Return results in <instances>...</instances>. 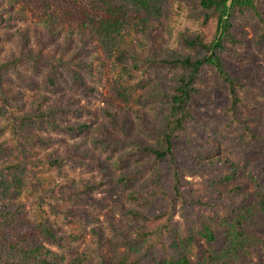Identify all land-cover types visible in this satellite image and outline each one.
<instances>
[{
	"label": "rangeland",
	"instance_id": "obj_1",
	"mask_svg": "<svg viewBox=\"0 0 264 264\" xmlns=\"http://www.w3.org/2000/svg\"><path fill=\"white\" fill-rule=\"evenodd\" d=\"M74 1L86 8L94 2L17 0L10 4L0 0V170L16 162L9 153L15 145L12 116L33 106L57 108L64 128L35 131L34 136L50 144L32 146L28 161L60 158L62 173L76 180L103 182L77 201H64L52 190L62 176L52 169H36L24 180L18 202L31 222L39 221L41 205L48 211L63 238L61 247H53L63 257L62 264L74 260L110 264L142 225L132 211L156 214L169 209L182 226H191L203 216L204 207L198 201L207 203L201 183L209 174L192 163L200 159L195 152L209 138L221 156L232 158L224 149L227 142L235 154L259 161L264 173V38L256 18L232 17L236 44L226 45L222 59L229 75L238 80L237 105L232 106L228 86L209 69L189 103L191 119L174 142L173 163L163 168L169 177L174 173L180 177L179 195L167 188L169 196L161 190L165 187L157 163L138 148L157 144L168 112L161 93L171 91L180 72L155 60L190 53L183 35L199 31L209 35L213 23L204 26L199 0H160L161 19L156 28L146 32L130 28L112 41H102L95 50L82 47L78 32L70 31L78 25L75 21L50 27L45 23L48 14L61 16L72 9ZM260 5L264 9V0ZM50 71L58 75L55 85L48 83ZM102 130L116 140L107 144ZM83 150H89L90 157H84ZM127 175L130 179L122 183L121 177ZM235 186L251 196L256 192L245 168L220 188ZM262 238L251 264H264V231ZM207 248L200 241L192 251L199 254Z\"/></svg>",
	"mask_w": 264,
	"mask_h": 264
},
{
	"label": "trees",
	"instance_id": "obj_2",
	"mask_svg": "<svg viewBox=\"0 0 264 264\" xmlns=\"http://www.w3.org/2000/svg\"><path fill=\"white\" fill-rule=\"evenodd\" d=\"M16 2L9 0L10 4ZM73 3L72 9L65 10L61 16L48 14L45 23L50 27L75 21L78 25L70 31L78 32L84 48L100 49L102 41H112L130 28L146 32L160 24V0H94L90 8L76 6L75 1ZM199 4L204 12V26L213 23L212 33L208 35L199 31L192 36L183 35V42L190 53L155 60L163 66L177 67L180 72L171 91L161 93L168 103V112L158 133L157 144L138 145L141 152L157 163L162 173L160 182L165 187L161 190L169 196L167 188L179 195L180 177L177 173L169 177L163 173V168L166 163H173L174 142L184 129L185 122L191 119L189 103L198 93V84L204 80L209 69H213L228 86L232 106L237 105L238 80L229 75L222 59L226 45L236 44L231 34L232 17L248 14L256 18L261 27V38H264V9L260 0H199ZM125 55V52L120 55L123 60ZM57 77L50 71L48 83L55 85ZM73 78L78 81L76 72ZM58 112L54 107L42 109L33 106L27 112L12 116L15 145L9 153L15 156L16 162L0 170V264H62L64 260L53 248L61 247L63 238L48 211L41 205L39 221L31 222L18 202L24 180L30 173L36 169H52L62 176L52 190L64 201H77L98 189L103 182H92L82 177L76 180L62 173L63 159L60 158L49 156L33 163L28 161L32 146L47 148L50 144L49 140L34 136L35 131L45 133L64 128L57 119ZM106 113L112 118L110 111L106 110ZM102 132L107 144L116 140L106 130ZM210 140L195 152L200 159L195 161L193 158L195 163H192L209 174L201 183L207 203L198 201L203 204V216L191 226H182L174 220L169 209L156 214L132 211L135 217L142 220V225L128 241L120 257L110 264H195L194 260L196 264H251L263 241L264 173L259 161L235 154L227 142L224 149L231 153L232 158L221 156L217 145ZM82 154L84 157L91 155L89 150H83ZM243 168L256 189L253 196L241 186L229 190L220 188ZM128 179L129 175L121 177L120 181L123 183ZM200 241L208 248L194 254L192 248ZM68 264L80 263L74 260Z\"/></svg>",
	"mask_w": 264,
	"mask_h": 264
}]
</instances>
